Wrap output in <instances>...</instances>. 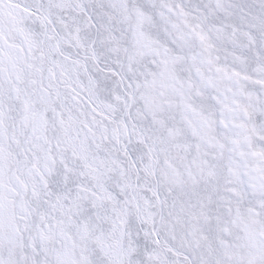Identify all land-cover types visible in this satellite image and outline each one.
Returning <instances> with one entry per match:
<instances>
[{
    "label": "snow or ice",
    "instance_id": "obj_1",
    "mask_svg": "<svg viewBox=\"0 0 264 264\" xmlns=\"http://www.w3.org/2000/svg\"><path fill=\"white\" fill-rule=\"evenodd\" d=\"M0 264H264V0H0Z\"/></svg>",
    "mask_w": 264,
    "mask_h": 264
}]
</instances>
